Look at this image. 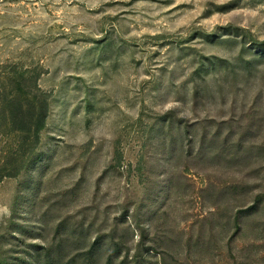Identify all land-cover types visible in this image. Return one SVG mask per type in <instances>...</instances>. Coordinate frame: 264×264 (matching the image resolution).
<instances>
[{
	"label": "rangeland",
	"instance_id": "374dc122",
	"mask_svg": "<svg viewBox=\"0 0 264 264\" xmlns=\"http://www.w3.org/2000/svg\"><path fill=\"white\" fill-rule=\"evenodd\" d=\"M0 264H264V0H0Z\"/></svg>",
	"mask_w": 264,
	"mask_h": 264
}]
</instances>
